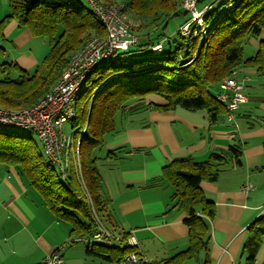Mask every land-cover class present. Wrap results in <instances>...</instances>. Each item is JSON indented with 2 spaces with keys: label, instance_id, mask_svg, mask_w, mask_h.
Returning <instances> with one entry per match:
<instances>
[{
  "label": "trees",
  "instance_id": "trees-1",
  "mask_svg": "<svg viewBox=\"0 0 264 264\" xmlns=\"http://www.w3.org/2000/svg\"><path fill=\"white\" fill-rule=\"evenodd\" d=\"M101 1L108 6L119 3L117 0ZM129 2L132 3L130 9L135 12V0ZM139 5L145 6L139 14L154 18L155 30L139 39L137 45L118 51L115 59L99 66L90 87L77 95L72 125L78 129L76 142L81 137L85 186L73 163L64 176L33 138L0 130V164L16 169L21 177H25L55 217L70 224L71 235L92 243L86 250L88 257L118 263L128 254L138 253L127 243L125 233H122L123 243H114L116 246L93 240L100 232L99 221L114 233L104 214L107 198L97 154L106 137L117 131V115L127 114L144 104L149 95H157L166 104L152 107L173 109L182 106L194 111L205 110L210 121L216 122L228 114L226 105L216 97L224 79L236 76L240 69L255 70L264 77V38H261L264 0H198L199 9L208 6L203 29L198 28L191 12L183 7V0H151L149 3L140 0ZM180 14L190 21L187 35L181 29L186 20L176 32L159 33L171 18ZM122 17L124 19L123 11ZM162 17L166 18L160 26L158 22ZM11 20H16L20 28L30 29L35 36L48 38L51 47L32 72L16 64L3 63V71L10 73L17 69L19 72L15 78L7 76L0 80V106L12 109L37 103L55 85L73 52L93 37L107 35L100 18L81 0H9V12L0 21L2 37L5 25ZM254 37H260L257 52L245 58L244 45ZM160 40L166 44L162 53L155 54L152 47ZM137 101L138 104L131 106ZM230 153L240 164V146L232 145ZM114 155L115 151H109L107 157ZM225 162L224 154L213 153L207 161L178 157L164 167L163 176L173 187L172 207L179 206L187 213L185 222L190 228L191 242L186 250L162 262L144 261L141 264H181L207 249V223L203 216L213 217L216 207L206 197L200 182L216 180L220 171L216 168ZM249 232L244 250L248 254L247 264H254L264 234V214L250 224ZM59 251L57 249L53 255L58 254L63 259Z\"/></svg>",
  "mask_w": 264,
  "mask_h": 264
},
{
  "label": "crops",
  "instance_id": "crops-1",
  "mask_svg": "<svg viewBox=\"0 0 264 264\" xmlns=\"http://www.w3.org/2000/svg\"><path fill=\"white\" fill-rule=\"evenodd\" d=\"M3 31V43L18 33L11 41L15 48L0 46L2 63L10 61L30 71V67L36 68L42 62L32 47H26L36 41L30 29L20 28L16 20H11ZM236 78L244 82L248 99L236 111V117H244L247 123L240 124L239 129L227 121V113L211 122L205 110L152 107L166 102L160 96L150 95L140 107L117 117V131L106 137L98 152L109 228L116 235L125 233L126 241L134 238L141 259L162 262L186 250L191 242L190 228L185 222L187 213L179 206L172 207L173 187L163 176L164 167L178 157H192L200 162L218 153L226 156V162L216 168L220 170L217 179L200 182L206 197L216 207L213 217L203 216L207 223V249L181 264L248 263L244 246L249 226L264 211V77L255 70L240 69ZM135 104L138 101L131 106ZM232 145L242 150L240 164L230 153ZM109 151H115V155L107 157ZM12 171L22 189L28 190L16 169ZM5 179L14 192L3 200V205L20 215L24 225H30L31 220L16 203L20 194L15 184L8 177ZM249 182L255 184V189L245 192L243 186ZM42 240L38 261L47 260L59 249L57 243ZM261 241L254 264H264V234ZM78 257L87 262L76 260L81 264H94L82 252Z\"/></svg>",
  "mask_w": 264,
  "mask_h": 264
},
{
  "label": "built area",
  "instance_id": "built-area-1",
  "mask_svg": "<svg viewBox=\"0 0 264 264\" xmlns=\"http://www.w3.org/2000/svg\"><path fill=\"white\" fill-rule=\"evenodd\" d=\"M93 12L100 18L107 30L105 37L96 36L72 53L68 66L64 69L52 89L37 103L23 108H6L0 106V123L14 127L32 128L38 132L45 153L49 160L59 165L64 176L73 163L77 173L85 186L82 161L80 156L81 137L73 138L78 129L73 126L74 132L70 136L65 132L64 123L72 122L76 115V99L79 90L90 78V75L101 65L115 59L118 51L128 50L137 45L139 36L123 19L122 4L108 6L101 0H86ZM185 8L191 12L193 20L197 21L198 28H204L203 17L208 6L198 8V0H184ZM183 33L190 32V24L182 28ZM205 31V29H204ZM197 33V31H196ZM245 84L236 76L224 79L221 90L216 97L226 105L229 120H234L236 111L248 99L244 93ZM87 125L82 130L85 133ZM245 192L255 189L254 183H245ZM264 214V211H263ZM99 220V219H98ZM100 232L94 235V241H102L112 245L115 241L123 243V234L116 235L110 232L100 221ZM131 238L127 243L136 247L137 242ZM60 255H51L46 262L60 263ZM145 260L137 252L128 254L122 261L124 264H141Z\"/></svg>",
  "mask_w": 264,
  "mask_h": 264
},
{
  "label": "rangeland",
  "instance_id": "rangeland-1",
  "mask_svg": "<svg viewBox=\"0 0 264 264\" xmlns=\"http://www.w3.org/2000/svg\"><path fill=\"white\" fill-rule=\"evenodd\" d=\"M81 1L87 7H89L86 0ZM145 1L149 3L151 0ZM116 2H119L117 4L123 5L124 19L134 29V31L138 32L137 35L140 37L139 39L145 38L148 32L155 30L156 25L152 24L154 18L149 15L139 14V12L142 11V8L145 7L139 5L140 0H135V3L133 4V8L136 9L137 12H134L130 9L132 3L130 4L129 0H117ZM183 7H185L184 0ZM180 8L181 7L179 6V9ZM8 12L9 0H0V21L5 17V15L8 14ZM164 18L166 17H162L161 20H159V25ZM186 18L187 16L183 14L171 18L166 27L159 29V33H165L166 35H169L173 32H176L178 27L186 20ZM187 21L188 20L184 22V26L190 22ZM185 32L186 33H183L182 31L183 34L187 35V31ZM17 33L18 31L12 34L10 36V39H6L7 41H5L4 43L1 41L2 38L0 37V46H4L6 48L7 46L15 48L14 44H12L11 41L12 39H14V36ZM150 34L157 35V33H149V35ZM205 35L207 36V34ZM261 36V38H264V32L261 34ZM34 37H36V41L30 45H26V47H32L36 52V55L38 56L37 58L42 61L43 58L50 52V42L48 38H43L41 36ZM161 40L153 45V53L160 54L163 52L162 49L166 43ZM259 40L260 37H254L244 45L245 58L252 57L256 54ZM2 56V49H0V80L4 79L7 76H9L10 78L17 77L19 75L17 69H13L10 73H7L8 71L2 70V62L4 61L2 59ZM8 62L10 63V61ZM33 70H35V67H30V72H32ZM96 75L97 74L95 71L94 74H92L88 81L84 84L83 88L79 90V94L90 87ZM119 115L121 114H118L117 117H119ZM226 117L228 121L229 118L228 116ZM230 122L234 123L237 129H239L240 124H247L244 120V117H236V115L234 120H230L229 123ZM64 128L65 132L69 136L73 134L72 132H74V129L72 126V122H65ZM0 130H3L6 133L10 134L15 133L16 135L33 138L36 141L39 149L41 151H44L45 153L44 145L39 138L38 132L36 130L32 128L14 127L9 124H0ZM76 136L77 134L73 135V138L76 139ZM55 167L57 170H59V165L55 164ZM8 171H11V173H8ZM5 177H8L10 179V182L15 184L17 192H19L20 194L16 203L19 204V208L24 211L29 220H31L30 225H24L23 218L20 215H15L11 208H7L3 205V200H7L8 197H10V195L14 192L6 184ZM21 179L28 190L24 191L22 189V185L16 179L15 173H13L12 168H9L7 165L0 164V264H50L49 262H45L46 259H40L38 261L40 255H42V238H44L47 242H54L58 244V248L61 250L60 254L63 255V260L62 262L55 264H81L80 262L87 263L85 261H82L78 257V255L81 252L85 255L87 248L90 247L92 243L87 240H78L76 235H71L70 224L67 222L59 221L45 204L42 196L32 186V184H30V182L25 177H21ZM33 219L35 222L32 221ZM95 242H97L98 244L103 243L102 241L98 240ZM114 243H117V241H115ZM112 245L116 246V244ZM49 257L50 256H48L47 259ZM76 260H80V262ZM91 260L94 261V264H120L118 262H109L96 257H92ZM89 264L92 263L89 262Z\"/></svg>",
  "mask_w": 264,
  "mask_h": 264
}]
</instances>
